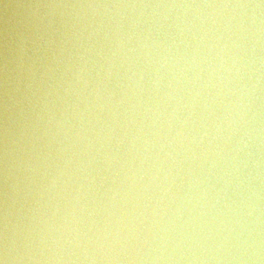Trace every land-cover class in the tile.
Returning a JSON list of instances; mask_svg holds the SVG:
<instances>
[{"label":"water","instance_id":"obj_1","mask_svg":"<svg viewBox=\"0 0 264 264\" xmlns=\"http://www.w3.org/2000/svg\"><path fill=\"white\" fill-rule=\"evenodd\" d=\"M0 264H264V0H0Z\"/></svg>","mask_w":264,"mask_h":264}]
</instances>
